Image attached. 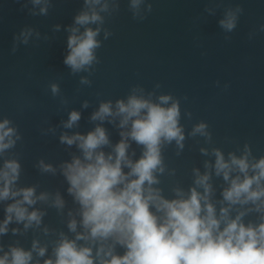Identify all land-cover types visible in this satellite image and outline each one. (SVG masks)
I'll use <instances>...</instances> for the list:
<instances>
[{
    "label": "clouds",
    "instance_id": "1",
    "mask_svg": "<svg viewBox=\"0 0 264 264\" xmlns=\"http://www.w3.org/2000/svg\"><path fill=\"white\" fill-rule=\"evenodd\" d=\"M30 2L34 8L42 5L32 15H47L50 0ZM142 3L130 0L134 19H145L139 12ZM83 4L66 28L69 35L63 63L72 75L91 74L100 63L101 32L104 40L112 35L104 28L106 16L119 10L118 0H83ZM239 12V7L227 11L219 26L232 32ZM30 32L22 33L24 43ZM80 84L90 85L91 81L81 77ZM49 89L53 97L61 91L57 83H51ZM81 107L88 108L89 102ZM185 115L191 119L190 112ZM81 118L80 111L72 110L62 127L77 128ZM181 119L180 100L171 92L157 94L133 85L125 97L98 102L89 116L94 124L91 130L60 135V143L75 147L78 154H70L58 167L43 160L36 166L46 174L56 175L59 170L63 177L75 206L66 213V227L73 236L60 231L52 250L54 259L44 264H264V155L254 156L248 145L239 154L201 147L200 154L208 157L203 161L204 170L193 167L192 183L185 188L175 181L166 195L161 178L175 177L176 169L166 163L165 149L175 145L180 156L187 138L200 136L206 143L212 142L207 123L194 124L186 135ZM105 124L117 130L118 140L113 142ZM21 139L11 119L0 120V158ZM21 172L17 158L3 159L0 203L13 202L4 207L0 235L7 234L13 221L23 223L25 230L40 227L46 211L29 210L38 202L61 215L67 207L60 191L37 194L36 185L18 187ZM214 178L222 181L218 199ZM253 215L255 219H246ZM44 232L48 234L49 229L45 227ZM33 252L43 257L47 246L36 240L30 250L9 246L0 256V264H32Z\"/></svg>",
    "mask_w": 264,
    "mask_h": 264
},
{
    "label": "water",
    "instance_id": "2",
    "mask_svg": "<svg viewBox=\"0 0 264 264\" xmlns=\"http://www.w3.org/2000/svg\"><path fill=\"white\" fill-rule=\"evenodd\" d=\"M118 2L119 10L106 16L104 25L112 35L104 40L101 32L99 37L103 42L97 50L100 63L91 74L72 75L63 63L66 28L83 8V0H50L47 15H32L42 5L34 8L30 0H0V120L11 119L22 136L4 158L15 157L22 165L18 187L36 185L37 194L60 191L67 201L63 215L45 203L30 208L46 211L40 227L25 230L23 223H10L7 234L0 235V256L9 246L30 250L36 240L47 246V252L43 257L33 252L32 264H44L54 259L52 250L60 231L73 236L66 227V213L75 206L63 177L59 170L56 175L41 173L36 165L43 160L58 167L70 159L77 150L61 144L60 135L91 130L94 124L89 116L98 102L125 97L133 85L157 94L171 92L178 98L186 135L201 121L212 134L210 144L200 136L187 138L180 156L175 145L165 149L166 163L176 169L175 177L161 178L166 195L175 181L185 188L192 183L193 167L204 170L208 157L200 154L201 147L239 154L248 145L254 156L264 155V0H143L139 9L143 20L133 18L130 0ZM237 7L242 9L237 13V26L227 32L219 21ZM29 29L24 43L22 33ZM81 77L91 84H80ZM51 83L60 87L56 97L49 89ZM156 84L161 88L156 89ZM84 101L89 102L86 109L81 107ZM72 110L82 114L79 127L64 129L61 122ZM104 126L113 142L119 139L116 129ZM214 183L218 199L222 181L214 178ZM12 202L0 203V223L5 218L4 207ZM13 229L19 231L13 234Z\"/></svg>",
    "mask_w": 264,
    "mask_h": 264
}]
</instances>
